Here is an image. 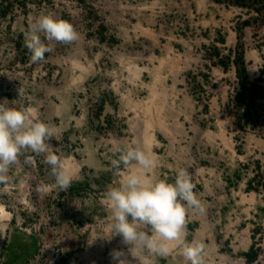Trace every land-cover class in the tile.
<instances>
[{"label":"rangeland","instance_id":"374dc122","mask_svg":"<svg viewBox=\"0 0 264 264\" xmlns=\"http://www.w3.org/2000/svg\"><path fill=\"white\" fill-rule=\"evenodd\" d=\"M250 4L0 0V104L33 109L54 129L48 154L75 166L65 190L46 154L29 150L10 168L0 184V206L11 216L0 264H115V251L138 264L121 236L108 239L104 199L127 172L121 165L117 174L111 161L133 142L155 156L146 173L153 180L191 174L206 212L190 210L187 240L206 245L205 264H264V3ZM48 13L70 21L80 39L51 42L33 63L24 34ZM238 65L253 83L246 92ZM157 67L167 129L154 124L148 146L146 109L137 116L133 104L149 98ZM157 264L185 261L177 249Z\"/></svg>","mask_w":264,"mask_h":264},{"label":"clouds","instance_id":"9594fccd","mask_svg":"<svg viewBox=\"0 0 264 264\" xmlns=\"http://www.w3.org/2000/svg\"><path fill=\"white\" fill-rule=\"evenodd\" d=\"M24 38L31 62L37 63L53 50L51 42L72 44L80 39V34L70 21L48 13L29 25ZM33 112L31 108L0 104V184L9 182L10 168L19 164V157L30 150L37 155L46 154L44 162L51 167L55 186L65 190L72 177L57 155L48 154L54 129L35 120ZM118 151V158L111 161L112 167L121 174L123 165L127 172L117 186H110L104 193L111 217L108 239L121 236L138 264H157V258L169 257L177 249L185 264H205L206 245L197 239L187 240L190 210L206 212L194 191L191 174L180 169L174 182L167 178L153 180L146 174L157 167L152 153L135 142ZM30 160L31 157L26 162ZM112 257L115 264H132L123 251L113 252Z\"/></svg>","mask_w":264,"mask_h":264},{"label":"bare ground","instance_id":"6f19581e","mask_svg":"<svg viewBox=\"0 0 264 264\" xmlns=\"http://www.w3.org/2000/svg\"><path fill=\"white\" fill-rule=\"evenodd\" d=\"M153 73H154V81L153 83L149 84L147 87L149 94H150L149 98L147 99L146 102H140L137 104L134 102L135 104H133V107L136 110L137 116L139 115L138 109H141V110L146 109L144 110L145 119L143 120L144 125L146 126V132L143 138L145 139V145H148V146L155 142V137H154L155 134L152 131L154 124H156V128L157 127L160 128L161 131L167 129L165 121L162 120V116H163L166 103H167L166 102L167 101V91L159 87V86H162V84H164V79L160 73L159 68L158 70L155 69ZM162 87L164 88V86ZM169 109L172 110L170 107ZM64 166L67 169V171H69L68 174H71L72 171L74 172L75 166H73L72 164L66 162ZM10 218H11L10 214L4 209L3 206H0V238H3L5 236L6 230H7V225L4 223V220L5 219L8 220Z\"/></svg>","mask_w":264,"mask_h":264},{"label":"trees","instance_id":"16d2710c","mask_svg":"<svg viewBox=\"0 0 264 264\" xmlns=\"http://www.w3.org/2000/svg\"><path fill=\"white\" fill-rule=\"evenodd\" d=\"M216 1H219V0H216ZM229 1H232L234 4L238 5V6H250V1L251 0H229ZM253 1H258V0H253ZM263 3H264V0H261ZM254 7V6H252ZM258 11L260 12L261 10L258 9ZM248 24V22H246ZM243 58H239V61H242ZM238 72H239V76H240V80H241V88H242V91L243 92H246L248 90V86H253V83L250 82L248 80V77H247V70L246 68H241L239 65H238ZM242 106V104H240ZM250 255V254H248Z\"/></svg>","mask_w":264,"mask_h":264}]
</instances>
